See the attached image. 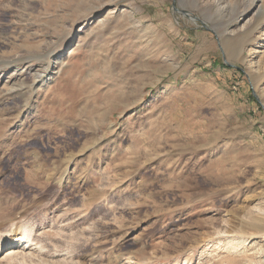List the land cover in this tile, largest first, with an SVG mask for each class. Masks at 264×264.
<instances>
[{"label": "rangeland", "instance_id": "obj_1", "mask_svg": "<svg viewBox=\"0 0 264 264\" xmlns=\"http://www.w3.org/2000/svg\"><path fill=\"white\" fill-rule=\"evenodd\" d=\"M263 51L264 0H0V264H264Z\"/></svg>", "mask_w": 264, "mask_h": 264}, {"label": "bare ground", "instance_id": "obj_2", "mask_svg": "<svg viewBox=\"0 0 264 264\" xmlns=\"http://www.w3.org/2000/svg\"><path fill=\"white\" fill-rule=\"evenodd\" d=\"M263 58H264V51H263ZM22 223L23 222H21V220L17 221L16 219L11 224L13 228L7 230L9 234H6V238L3 240V242L0 243L1 257L4 256V257L12 258L14 256H17L18 254L27 253L26 251H29L33 248L35 249L37 248V246H35L36 243L33 241V238L30 236V234H28L27 228H25V226ZM1 235L2 234H0V236ZM8 244H11V246L8 247ZM1 250H3V252H1Z\"/></svg>", "mask_w": 264, "mask_h": 264}]
</instances>
